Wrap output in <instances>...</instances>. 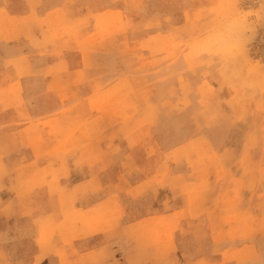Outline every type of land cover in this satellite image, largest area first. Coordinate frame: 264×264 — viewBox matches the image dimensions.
I'll use <instances>...</instances> for the list:
<instances>
[{
  "label": "rangeland",
  "instance_id": "374dc122",
  "mask_svg": "<svg viewBox=\"0 0 264 264\" xmlns=\"http://www.w3.org/2000/svg\"><path fill=\"white\" fill-rule=\"evenodd\" d=\"M0 95L37 159L0 165V204L43 208L34 264H103L84 239L141 218L147 259L264 264V0H0Z\"/></svg>",
  "mask_w": 264,
  "mask_h": 264
},
{
  "label": "crops",
  "instance_id": "0c3cea01",
  "mask_svg": "<svg viewBox=\"0 0 264 264\" xmlns=\"http://www.w3.org/2000/svg\"><path fill=\"white\" fill-rule=\"evenodd\" d=\"M31 67L36 68V63L31 61ZM7 95H0V127L6 128L5 126L8 124H14V118L18 116V113L15 108L5 109L2 99ZM29 108H27V113ZM23 112V111H22ZM21 113V112H20ZM31 113V112H29ZM33 113V109H32ZM11 117H13V121H11ZM8 120H7V119ZM6 124V125H5ZM24 126H20L19 128H9L5 129L4 132L0 134V165H5L6 170L12 169L13 165H34L37 163V159L35 157L34 151L32 149V145L29 143L30 140L19 139L18 134L23 132ZM101 150L96 151L99 154V157H104L107 152V146H101ZM114 147V146H113ZM122 147V154L120 151L112 152V164L119 163L122 159L124 161L131 159L130 149L126 145H119ZM103 171L99 173V180L102 178ZM98 179V177H97ZM132 187V186H131ZM130 187V188H131ZM133 191H136L135 187L132 188ZM130 190V191H132ZM112 191L115 194H118L119 199L123 200L129 196L121 193H116L117 191ZM24 192V191H23ZM34 193L40 195L41 191L39 188L35 187H27V194ZM49 193V189L45 188L42 190L43 199L47 202L43 203V206H47L49 211V207L51 205L52 196ZM90 197H92L93 193H86ZM98 198L94 200H90L87 208L98 205L105 195V189L97 194ZM37 196V195H36ZM87 200V201H88ZM43 209L39 204V200L35 201V203H21L18 205H13L12 207L7 204H0V213L5 216L6 219L1 220L0 222V253H5L11 258L15 259V264H34L35 259L41 258V249L38 246V242L36 236L34 235L33 229L35 227H39L40 221L37 223H33L32 221L26 219L25 217H21L22 212H27V214L36 215L34 213H38L39 209ZM9 215V217L7 216ZM158 223L157 220H150L145 218H141L131 222H123L120 221L117 225L113 226L111 232H103L101 234H97L94 236H89L84 239L86 248L84 249L81 256L83 258H91L94 255L98 256L101 254L103 250H110L111 256L108 261L103 262V264H132L131 260H139L136 264H163L162 259L167 257L166 252H156L151 253V259H147V253H136L130 250L127 251L125 246L126 238L122 236L121 229H131L136 228L138 226H149L151 224ZM139 224V225H138ZM128 243V242H127ZM24 245H27L25 247ZM84 245V244H83ZM14 254V256H13ZM144 256V258H142ZM208 258H211L209 255ZM144 259V262H142ZM101 264V263H99Z\"/></svg>",
  "mask_w": 264,
  "mask_h": 264
}]
</instances>
